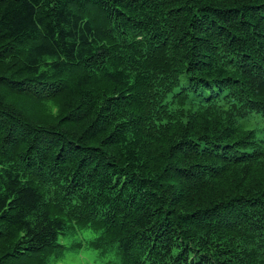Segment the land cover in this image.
Listing matches in <instances>:
<instances>
[{
    "label": "trees",
    "instance_id": "obj_1",
    "mask_svg": "<svg viewBox=\"0 0 264 264\" xmlns=\"http://www.w3.org/2000/svg\"><path fill=\"white\" fill-rule=\"evenodd\" d=\"M258 117L264 0H0V264H264Z\"/></svg>",
    "mask_w": 264,
    "mask_h": 264
},
{
    "label": "rangeland",
    "instance_id": "obj_2",
    "mask_svg": "<svg viewBox=\"0 0 264 264\" xmlns=\"http://www.w3.org/2000/svg\"><path fill=\"white\" fill-rule=\"evenodd\" d=\"M256 121L259 125L264 126L263 119L258 117ZM97 240L98 233L92 229L68 239L69 244L75 243V249L66 252L65 256L57 264H121L120 256L114 251V247L108 249L105 246L101 251L95 248Z\"/></svg>",
    "mask_w": 264,
    "mask_h": 264
}]
</instances>
